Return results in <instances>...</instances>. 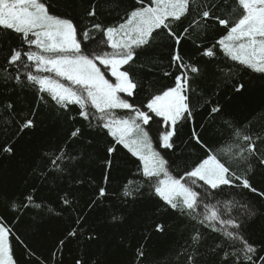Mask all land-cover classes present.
Wrapping results in <instances>:
<instances>
[{
	"label": "snow or ice",
	"instance_id": "snow-or-ice-1",
	"mask_svg": "<svg viewBox=\"0 0 264 264\" xmlns=\"http://www.w3.org/2000/svg\"><path fill=\"white\" fill-rule=\"evenodd\" d=\"M112 2L116 4L113 10L117 11L119 21L106 24L97 22L94 3L83 10L78 23L69 14H53L44 0H0V29L5 30L0 32V47L13 39L20 42L9 50L7 57V65L16 67L15 83L33 87L40 101L53 103L61 112L71 113L75 106L80 119L110 138L104 140L105 184L117 146H122L139 161L138 170L143 177L139 184L133 180L127 182L123 189L125 198H135L147 187L167 208L218 232L229 241L231 251L217 245L223 251L224 260L230 259L232 264H264V245L258 247L242 234L243 225L257 215V209L226 198V204L238 208V212L235 216L225 214L220 208L225 202L219 199L226 187L247 190L264 198V189L254 186L250 179L253 159L264 167V150L257 143L264 145V138L258 134L254 138L232 121L224 120L219 129V146L213 147L193 128L191 140L204 149L205 154L180 175L173 174L169 161L154 148L155 143L161 149H174L177 126L195 120L190 81L192 74L200 73V68L186 63L179 47L183 39L190 38L192 30L199 35L210 26H219L224 31L213 44L204 47L197 43L202 55L214 57L218 49L231 61L264 74V0H231L230 5L225 0L223 7L216 0H135L127 7L123 0ZM188 17H192L188 26L177 32L176 27ZM7 30L17 35L12 37ZM163 36L174 41L171 62L180 74L175 76L174 86L149 94L140 104L133 103L129 98L135 97L139 85L128 69L141 52H146ZM242 89V84L235 86L236 92ZM7 108L11 110L13 105L9 103ZM117 110L126 115L118 116ZM221 111L218 104L212 105L208 117L214 121ZM34 115L35 112L33 118L20 123V132L35 127ZM69 118L75 120L76 115ZM225 131L230 140L225 139ZM81 132V128H75L70 138L79 137ZM88 143L92 144L93 140L89 139ZM2 151L13 153L10 146H4ZM66 155V150L61 149L50 164L57 171H63L60 162ZM106 195V188L99 187L89 209ZM61 201L67 207L72 205L68 194L61 196ZM9 207L18 212L21 208L41 209L43 205L36 202L33 195H27L22 205L12 200ZM83 219L78 215L77 225ZM111 222L121 223L122 217L113 215ZM154 229L162 233L164 225L156 223ZM78 233L84 235L78 227L69 230L58 247L62 250L66 241L77 237ZM13 235V229L0 222V264H17L10 240ZM87 238L98 239L95 233H88ZM200 239L196 231L190 246H198ZM144 249V244L136 248V264H142ZM29 254L34 255L30 250ZM56 256L54 251L52 259ZM188 259L189 264H194L193 256ZM76 264L83 261L77 260Z\"/></svg>",
	"mask_w": 264,
	"mask_h": 264
},
{
	"label": "trees",
	"instance_id": "trees-1",
	"mask_svg": "<svg viewBox=\"0 0 264 264\" xmlns=\"http://www.w3.org/2000/svg\"><path fill=\"white\" fill-rule=\"evenodd\" d=\"M44 2L50 5L53 14H69L78 23L90 3L97 5V22L113 24L119 21L112 0ZM216 2L223 7L225 0ZM226 2L231 4V0ZM134 3L135 0H123L125 7ZM191 18L178 25L176 31L181 32L187 27ZM4 31L0 29V32ZM7 31L12 37L17 35ZM223 31L219 26H210L199 35L192 30L190 38L183 39L179 46L185 62L200 68V73L192 74L190 81L195 120L177 126L174 149H161L154 143V148L169 161L175 175L182 174L186 167L205 154L204 149L191 140L193 128L205 143L213 147L219 146V129L224 120L232 121L254 138L257 134L264 138V74L231 61L218 49L214 57H205L201 48L196 46L197 43L210 46ZM19 44L13 39L0 47V217H3L0 222L13 229L10 240L17 264H76L77 260H82L83 264H136V248L140 244L145 245L142 264H189L190 255L194 257V264H232L230 259H223L222 249L217 248L221 244L223 249L231 251L229 241L218 232L167 208L150 194L147 187L142 188L135 198L123 196L129 180L139 184L143 177L138 170L139 161L122 146H117L105 184L102 161L106 156L104 140L107 137L80 119L75 106L71 113L61 112L53 103L40 101L33 87H21L15 83L16 67L7 65V57L9 50ZM174 47V41L163 36L158 37L146 52L140 53L138 60L128 69L139 85L135 97L129 98L131 102L140 104L149 94L174 86L175 76L180 74L171 62ZM165 72L170 75L166 76ZM240 84L243 89L236 92L235 86ZM9 103L13 105L11 110L7 108ZM217 104L222 111L213 121L208 113L211 106ZM33 112L35 127L20 132V123L33 118ZM70 115H76V119H70ZM117 115L125 116L126 113L117 110ZM201 125H204L203 129ZM77 127L81 128V135L71 139V131ZM224 136L230 140L227 131ZM89 139L93 140L92 144L88 143ZM257 143L264 150V145ZM4 146H10L13 153H4ZM61 149H65L67 155L60 162L63 171H57L50 160ZM252 164L250 179L254 186L264 189V167L254 159ZM99 187H105L107 195L97 199L95 206L89 209ZM64 194L72 200L71 207L63 205L61 196ZM27 195H33L43 207L21 208L18 212L10 210L12 200L22 205ZM226 198L251 204L257 209V215L243 225L242 234L250 243L258 247L264 245V198L247 190L227 187L219 199L225 202ZM220 208L222 213L233 216L238 212V208L226 202ZM78 215L84 217L80 225H77ZM113 215L122 217V222L113 224ZM156 223L164 225L162 233L155 231ZM76 227L84 235L78 233L77 237L69 238L61 250L59 241ZM196 231L201 239L198 246L191 247V238ZM88 233H95L98 239L88 240ZM239 246L237 243L236 247ZM29 250L34 255H30ZM54 251L57 253L55 260L52 259Z\"/></svg>",
	"mask_w": 264,
	"mask_h": 264
}]
</instances>
